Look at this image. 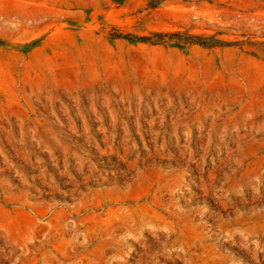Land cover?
<instances>
[{
    "label": "rangeland",
    "instance_id": "1",
    "mask_svg": "<svg viewBox=\"0 0 264 264\" xmlns=\"http://www.w3.org/2000/svg\"><path fill=\"white\" fill-rule=\"evenodd\" d=\"M0 264H264V0H0Z\"/></svg>",
    "mask_w": 264,
    "mask_h": 264
}]
</instances>
